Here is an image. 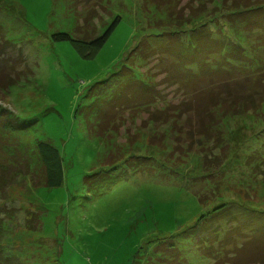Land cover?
<instances>
[{
  "label": "rangeland",
  "instance_id": "1",
  "mask_svg": "<svg viewBox=\"0 0 264 264\" xmlns=\"http://www.w3.org/2000/svg\"><path fill=\"white\" fill-rule=\"evenodd\" d=\"M218 1L194 3L196 9L203 2L207 12L180 23L175 30L187 32L204 24L210 28L208 33H218L220 22H224L230 10L228 3L223 5ZM76 2L0 0L4 37L18 46L23 55L34 59L30 63L33 74L2 95L0 106L16 122L32 125L26 137L33 143L47 140L58 148L65 172L60 187H35L29 177L8 187L0 205L9 212L14 209L16 218L7 220L11 233L3 245L23 264H183L175 257L176 252H167L163 244L171 238L170 244L178 246L186 258L185 264H214L212 257H202L196 251L195 246L204 243L201 239L194 237V242L184 239L181 232L222 203H229L234 213L238 205L264 211V104L259 113L249 112L225 120L231 146L220 167L206 172L201 154L190 152L187 162L179 169L188 177L201 178L187 179L182 174L160 181L159 176L150 178L141 169L134 174L127 169L125 172L131 174L128 179L104 191H88L84 176L99 170L101 161L112 160L109 162L112 163L123 156L141 154L171 164L174 162L170 156L178 158L179 154L170 153L175 145L168 138H163L164 147L149 141L158 131L169 136L168 126L150 122L145 125L144 115L133 114L132 110L123 112L121 104L110 113V130L101 133V138L91 137L83 108L93 99V94L97 96L101 92L99 89L105 90V85H97L95 92L87 94L89 89L117 73L126 61L131 63L125 58L140 38L156 32L155 25L170 20L168 9L152 6L153 0H103L105 7L98 0ZM90 8L93 16L88 18L85 9ZM85 13L87 17H83ZM117 16L121 22L92 58L82 57L71 42L52 38L54 33H72L77 25L99 32ZM222 27L227 32L226 25ZM180 37L186 38L183 34ZM138 55V51H133L130 57L139 67ZM153 64L155 59L148 66ZM157 69L150 71L156 74V81L163 78L158 77ZM158 88L173 102L182 98L183 92H178L176 86L162 81ZM132 114L139 117L127 121ZM195 192L206 194L207 203L200 205ZM235 214L242 223L240 211ZM34 215L43 218L39 228L33 231L26 223ZM210 232L208 228L206 241ZM160 251L167 252L171 258ZM213 256L221 257L216 253ZM223 258L226 257L220 260Z\"/></svg>",
  "mask_w": 264,
  "mask_h": 264
},
{
  "label": "trees",
  "instance_id": "2",
  "mask_svg": "<svg viewBox=\"0 0 264 264\" xmlns=\"http://www.w3.org/2000/svg\"><path fill=\"white\" fill-rule=\"evenodd\" d=\"M98 1L102 7L106 6L103 0ZM153 1L152 6L168 9L171 21L165 20L168 22L155 25L153 29L158 30L142 36L131 50L139 52V67L143 65L144 70L135 66L129 52L125 61L131 63L126 61L117 73L95 83L87 94L95 92L96 86L102 83L105 90L99 89L101 92L97 96L93 94V99L83 108L91 137L101 138V133L110 130V113L121 104L123 112L132 110L133 114L139 112L138 115H144V124L150 122L168 126L166 132L170 133L169 136L156 130L158 132L149 141L164 147L163 138H168L175 145L170 153L174 151L173 154L179 156H170L174 162L171 164L141 154L123 156L112 163H109L112 160L101 161L99 170L84 176L88 191H104L116 182L128 179L131 174L125 172L127 169L132 170V174L141 169L150 178L157 179L159 176L160 181H167L166 177L178 178L182 174L187 179L201 178L188 177L179 169L187 162L190 152L201 154L206 172L220 167L227 159L231 146L227 141L225 120L249 112L259 113L264 104V0H219L218 3L223 5L228 3L230 10L226 12L224 22H220L218 33H208L210 28L204 24L187 32L175 30L180 23L207 12L208 8L203 2L202 6L194 8V3L202 0ZM85 11L87 16L90 15L88 18L93 16L91 8ZM86 13L83 17H87ZM120 22L121 17L117 16L99 32L77 25L72 33L58 32L52 38L69 41L82 57L92 58ZM222 24L226 25L227 32ZM3 28L0 25V97L13 85L33 74L30 63L34 60L27 54L23 55L18 46L4 37ZM180 34L186 38H181ZM154 59L156 64L149 67ZM155 68H158V77H163L161 80L156 81V74L150 72ZM162 81L183 92L180 101L173 102L161 94L158 87ZM133 114L128 116L127 121L140 116ZM30 127L32 125L28 123L16 122L0 106V199L6 198L8 187L23 178L29 177L35 187L56 188L63 184L65 172L60 151L47 140L33 143L26 137ZM118 162L121 164L117 167ZM249 165H252L251 161ZM194 196L200 205L207 203L203 192H195ZM228 204L222 203L202 214L195 224L181 232L183 238L192 239L193 242L194 237L201 239L204 243L196 244V251L202 257H212L214 264H264V211L247 209L242 207L244 205L236 206V211H240L244 218L241 223L236 211L234 213ZM15 218L14 209L9 212L0 205V264H23L17 255L3 245V240L11 233L7 220L14 221ZM42 218L43 215L31 217L30 222L26 223L29 230L39 228ZM208 228L211 232L206 241ZM171 241L173 239L170 238L163 242L168 248L167 252H176L175 257L185 264L186 258H183L178 246L170 244ZM160 252L166 258H171L167 252ZM215 253L226 258L217 259L213 256Z\"/></svg>",
  "mask_w": 264,
  "mask_h": 264
}]
</instances>
